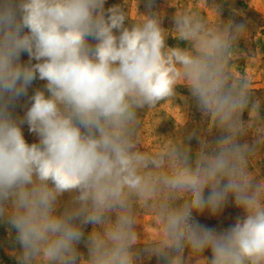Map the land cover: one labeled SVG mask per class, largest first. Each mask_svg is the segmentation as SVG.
Masks as SVG:
<instances>
[{"label": "clouds", "instance_id": "1", "mask_svg": "<svg viewBox=\"0 0 264 264\" xmlns=\"http://www.w3.org/2000/svg\"><path fill=\"white\" fill-rule=\"evenodd\" d=\"M105 2L0 0V217L18 232L21 264H139L136 205L155 218L148 251L167 264H186L185 248L196 264H264V180L249 171L257 150L238 139L252 129L264 145V118L249 81L231 72L246 28L222 23L215 7L211 19L177 11L174 36L191 48H169L159 16L140 13L139 0L135 17L116 6L107 19ZM37 74L47 95L35 92L21 122L39 137L29 145L8 105ZM177 84L191 89L208 130L221 133L195 160L180 138L157 151L140 147L137 109L171 100ZM65 192L75 193L72 206L57 215ZM229 195L244 219L222 234L195 222L194 211L215 213ZM86 223L102 229L89 235L87 259L76 249Z\"/></svg>", "mask_w": 264, "mask_h": 264}, {"label": "rangeland", "instance_id": "2", "mask_svg": "<svg viewBox=\"0 0 264 264\" xmlns=\"http://www.w3.org/2000/svg\"><path fill=\"white\" fill-rule=\"evenodd\" d=\"M116 6L125 12L130 10V15L136 16L135 0H106L104 4L106 19L110 15L108 9ZM210 7H215L219 11L222 23L243 25L247 30L244 37L237 41L231 72L236 79L243 78L249 81L252 99L260 104L258 111L264 118V0H139L137 4L140 13L159 16L161 27L169 33L165 39L166 47L181 49H190L191 44L174 36L176 12L198 10L211 19ZM130 24V20L125 21L126 27ZM23 31L26 33L28 30ZM114 32L119 34V30L114 29ZM88 43L95 46L96 41L89 37ZM29 60L27 52L21 53L22 64L28 63ZM38 62L31 59L32 64ZM46 83L47 81L39 79L37 74V78L27 88L26 94L11 100L8 105L11 117L20 125L24 139L29 145L39 143V137L30 131L26 122H21L25 121L26 112L32 103L31 97L35 92L45 91L47 95ZM136 115L141 120L138 134L140 147L148 151L159 150L166 140L180 138L190 148V156L195 160L202 143L212 147L221 135L216 128L208 130L207 118L203 115L197 98L184 84L175 86V95L171 100L166 98L154 108L137 109ZM249 119L246 109L242 113V120L247 123ZM238 139L239 143L247 144L250 148L257 150V156L249 164V171L257 180H264V145L257 143V136L252 129L242 133ZM209 191L210 189H205V196ZM74 196L73 192H65L57 198V215L72 206ZM135 211L138 219L141 220V223L136 225L139 239L133 246L139 264H167L163 255L148 251L150 245L146 243V236H155L157 231L154 224L155 218L139 205L135 206ZM245 217L246 212L235 204L232 195H229L223 207L215 213L208 208L201 212H193V219L200 227L211 229L216 234H222L233 227L238 219L242 220ZM111 219H115L114 213L111 214ZM75 222L81 223V220L78 219ZM94 228L102 230L92 223L83 224V235L76 244L78 254L85 259L88 257V237ZM22 251L16 228L7 217H0V264H21L19 257ZM201 255L210 260L212 252L206 249ZM184 259L186 264H196L197 258L191 255L189 248H185Z\"/></svg>", "mask_w": 264, "mask_h": 264}]
</instances>
